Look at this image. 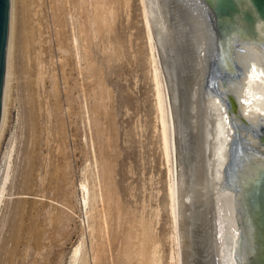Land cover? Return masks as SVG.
<instances>
[{"label": "rangeland", "instance_id": "rangeland-1", "mask_svg": "<svg viewBox=\"0 0 264 264\" xmlns=\"http://www.w3.org/2000/svg\"><path fill=\"white\" fill-rule=\"evenodd\" d=\"M167 9L175 25L174 0ZM143 17L141 0H20L19 118L0 161V180L9 169L0 264H171L168 167ZM184 76L175 80L188 93L194 83ZM179 145L186 195L206 206L204 167L188 168Z\"/></svg>", "mask_w": 264, "mask_h": 264}, {"label": "bare ground", "instance_id": "bare-ground-1", "mask_svg": "<svg viewBox=\"0 0 264 264\" xmlns=\"http://www.w3.org/2000/svg\"><path fill=\"white\" fill-rule=\"evenodd\" d=\"M174 1L177 9L175 14L178 13L175 25L168 17L170 0H141L150 48L160 138L168 167V200L172 223L170 240L173 245L171 264H246L253 253V246L250 229L243 221L241 193L236 181L242 178L249 162L264 167V24L257 25L256 39L248 35L242 25L225 30L223 55L226 59L221 64L217 63L211 88L203 89L209 70V55L217 51L216 35L202 0ZM168 67L171 71L169 77H174L172 82L166 76ZM175 76L192 78L194 85L188 93L184 90L187 81L179 84ZM179 88L180 93L184 90L181 115L184 130L182 145L186 148L184 162L194 168L199 164L204 167L199 165L205 170L201 179L207 176L211 191V203L206 206L205 197L204 204H199L201 206L193 207L195 202L191 205L190 197L184 190L186 180L180 179V169L177 171L175 154L180 149L181 142L178 140L181 138H177L179 123L175 109H179L181 101L179 99L180 105L176 108L173 102L178 101ZM173 96L176 99L172 101ZM232 103H235L236 112L232 110ZM194 123L197 125V136L193 132ZM8 171L0 180V205L9 177ZM194 173L197 172L192 173L195 176ZM199 185L197 187L200 188ZM205 193L209 194L208 191ZM195 199L197 203L201 200ZM217 221L218 236L214 227ZM183 229L186 232L182 233H186V237L181 234ZM78 252L77 249L75 254Z\"/></svg>", "mask_w": 264, "mask_h": 264}, {"label": "water", "instance_id": "water-1", "mask_svg": "<svg viewBox=\"0 0 264 264\" xmlns=\"http://www.w3.org/2000/svg\"><path fill=\"white\" fill-rule=\"evenodd\" d=\"M217 40V51L209 55V70L203 89L215 79L217 63L223 55L227 30L244 26L248 35L257 38L258 24H264V0H202ZM20 0H0V161L19 118ZM169 68V67H168ZM232 110L236 112L235 103ZM179 122L183 142L184 130ZM236 186L241 193L243 221L250 229L253 253L246 264H264V167L249 162ZM219 235V223L214 222Z\"/></svg>", "mask_w": 264, "mask_h": 264}]
</instances>
